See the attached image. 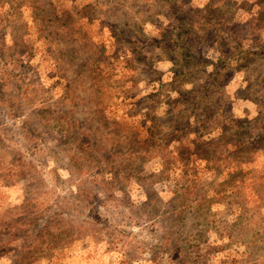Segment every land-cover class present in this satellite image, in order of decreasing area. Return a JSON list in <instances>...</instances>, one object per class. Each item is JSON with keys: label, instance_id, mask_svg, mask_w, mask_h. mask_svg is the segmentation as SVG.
Masks as SVG:
<instances>
[{"label": "rangeland", "instance_id": "obj_1", "mask_svg": "<svg viewBox=\"0 0 264 264\" xmlns=\"http://www.w3.org/2000/svg\"><path fill=\"white\" fill-rule=\"evenodd\" d=\"M0 264H264V0H0Z\"/></svg>", "mask_w": 264, "mask_h": 264}, {"label": "trees", "instance_id": "obj_2", "mask_svg": "<svg viewBox=\"0 0 264 264\" xmlns=\"http://www.w3.org/2000/svg\"><path fill=\"white\" fill-rule=\"evenodd\" d=\"M205 144H207V143H205Z\"/></svg>", "mask_w": 264, "mask_h": 264}]
</instances>
